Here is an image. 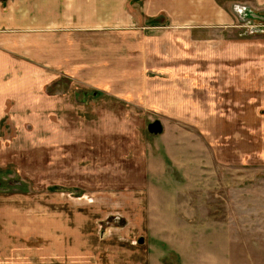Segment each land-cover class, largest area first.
<instances>
[{
    "label": "rangeland",
    "instance_id": "1",
    "mask_svg": "<svg viewBox=\"0 0 264 264\" xmlns=\"http://www.w3.org/2000/svg\"><path fill=\"white\" fill-rule=\"evenodd\" d=\"M204 2L180 0L179 22L165 15L136 27L132 48L127 38L102 39L94 68L100 84L112 77L110 84L63 77L10 110L0 126V196L44 199L48 191L83 201L91 210L84 227L94 235L86 245L110 230L135 231L130 220L147 213L167 240L150 226L153 237L139 230L142 243L121 242L189 246L192 264H264V79L246 80L242 90L228 72L236 63L226 62L264 39V22L232 1L213 8L249 27L206 26L204 9L192 8ZM155 120L161 134L147 130Z\"/></svg>",
    "mask_w": 264,
    "mask_h": 264
},
{
    "label": "crops",
    "instance_id": "2",
    "mask_svg": "<svg viewBox=\"0 0 264 264\" xmlns=\"http://www.w3.org/2000/svg\"><path fill=\"white\" fill-rule=\"evenodd\" d=\"M232 1L264 11V0H205L200 8H192L210 15L204 16L206 26L249 27L235 24L227 10L213 8ZM180 14V0H0V126L11 119L10 110L27 107L37 89L60 78L70 77L78 86L110 84L112 77L100 84L98 68H94L100 60L102 39L127 38L125 44L132 48L136 27H146L148 20L165 15L170 22H179ZM147 41L145 36L139 43L146 61ZM253 42L250 52L243 48L226 54V62L236 63L229 65L228 72H236L242 79V90L246 80L264 79V39ZM235 44L244 43L238 40ZM45 194L44 199L23 194L0 196V264H166L176 254L181 255V264H192L186 256L191 254L189 246L180 252L173 245L121 242L123 237L130 243L136 238L139 241V230L153 237L150 226L162 241L167 240L163 236L169 234L147 213H136L130 220L135 231H128L129 227L110 230L107 239L95 238L93 245H86V237H94L84 227L91 210L78 199L54 200L48 191ZM172 252L174 259L169 257Z\"/></svg>",
    "mask_w": 264,
    "mask_h": 264
},
{
    "label": "water",
    "instance_id": "3",
    "mask_svg": "<svg viewBox=\"0 0 264 264\" xmlns=\"http://www.w3.org/2000/svg\"><path fill=\"white\" fill-rule=\"evenodd\" d=\"M235 9L238 11V13L246 12L247 14H249V18L253 21L264 22V15L258 12H255L251 9H248L245 6H237ZM147 130L149 133L157 135V134L162 133L163 127H162V124L158 120H155L147 125ZM142 242H143V239H139V243H142Z\"/></svg>",
    "mask_w": 264,
    "mask_h": 264
}]
</instances>
